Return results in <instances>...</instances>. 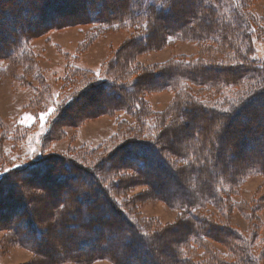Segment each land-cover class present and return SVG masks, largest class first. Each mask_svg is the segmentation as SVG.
Returning <instances> with one entry per match:
<instances>
[{"label":"trees","instance_id":"16d2710c","mask_svg":"<svg viewBox=\"0 0 264 264\" xmlns=\"http://www.w3.org/2000/svg\"><path fill=\"white\" fill-rule=\"evenodd\" d=\"M66 1L77 0H53L52 2L50 0L32 2L1 0L0 40L4 41L0 46V59L6 60L10 57L23 59L30 53L29 33L45 31L47 28L57 29L59 25L66 24L65 21H59L40 26L44 9L50 10L57 6L65 7ZM188 1L189 4H187ZM253 1L117 0L115 3L110 0H82L80 12L73 19L66 21L71 20L70 24H82L90 27L93 33H89L91 39H98L103 33L122 29L132 30L134 34L120 51L122 61L119 63L116 58L110 60L106 64L102 76H98L95 81L89 82L76 95H72L71 101L61 110V117L58 116L41 140V145L44 146L45 141L51 138L54 129L58 128L62 122L69 121V124L79 126L86 119L104 115L116 116L118 113H126L136 119L135 124L129 125L128 129L134 132L144 128L149 130L153 124L152 134H154L163 126V121L167 119V116L150 113L152 109L145 95L167 89L176 90L178 97L173 102V108L169 110L171 111L170 116L173 115L169 118L170 123L164 127L162 133L152 136L150 139H130L129 143L126 142L128 138L125 139V145H130L127 150L130 149L131 154L139 155L137 160L140 163L139 165H125L123 169L135 171L143 179H145L143 173L146 168L153 171L159 166L163 167L165 172H170L173 189L171 192L161 195L169 205L187 213L186 219L182 220L175 230L178 231L182 226L183 229H186L183 238H186L187 235L193 241L204 245H206L204 239L218 242V235H222L224 244L229 242L237 244L234 242L239 240L241 244L237 245H239L240 256L238 261L232 264H260L259 260L249 252L251 250L249 240L228 226H217V224L206 222L208 217L201 219L200 217H190V215L197 216L199 210L226 203L227 193L243 186L242 184L247 181L246 179L250 175L264 176V158L262 157L247 161V163L244 162L242 166H234L232 169H229L230 164L227 163L226 158L227 156L235 159L236 152L239 155L238 151L235 152V149L237 150L236 143L243 139L242 136L246 131L249 132L250 127H248L247 121L250 120V117L244 115L251 110L250 108L259 104L260 107L255 110V114L264 115V66L254 58L255 40L261 38L264 20L259 21L251 14L250 4ZM186 5H190L189 10L185 9ZM162 22L164 26L159 29ZM7 23L9 25H6ZM177 42H199V44L208 42L209 46L220 53L218 55L220 58H216L217 61L211 60L209 63L181 58L164 67H159L161 72H158L157 67L156 70L140 66L133 68L139 54L165 48L167 45ZM4 43H7V47L3 51L7 53L2 55ZM137 71L141 73L140 76L128 81L129 77ZM190 84L214 88L220 91L218 98L216 95L214 100H210L200 97L198 94L195 95L191 91L188 92ZM183 88L185 90L180 92ZM97 100L100 101L99 105L91 108L87 113H81L86 105L90 107V102L93 103ZM154 115H157L162 123L152 119L153 123L148 119ZM197 118L201 119L200 123ZM253 120L254 116L250 121ZM215 126L218 130L213 134ZM166 127L168 128L166 129ZM183 130L188 134L185 140L190 145L188 150L184 146H179V148L173 146L169 140V135L180 133ZM257 130L264 134V129L258 128ZM206 131L208 134L204 137ZM50 140L54 141L55 139L51 138ZM227 145L231 152H227ZM244 149L247 152H252V146L249 144L245 145ZM117 152L122 153V149ZM129 152L128 154H130ZM167 153L178 154L181 157L179 167L176 166L177 163L175 165L169 158H166ZM243 155L247 156V154ZM123 156H127V154H123ZM149 156L154 158V162L151 159L147 160ZM112 157H114L113 153ZM64 158V156L46 157L44 161L38 163L17 166L8 174L12 178L22 175L24 181L15 182L9 179L11 180L9 182L8 179H5L6 174L3 178L5 180L0 183V186L3 184L9 186L4 189V194L0 197L6 199L9 206L15 207L10 227L7 229L10 232L9 240H12V243L17 247L32 251L35 256V264H95L104 257L110 258L111 264H130L133 260L137 261L145 255L153 258L154 254L162 250V247L170 246L171 241L182 240V238L176 237L172 239L174 235V231H170L172 228L165 229V233H149L146 228L141 227L125 211L117 207L111 198L110 189L106 190L101 186L100 178L107 176L113 167L106 164L108 161H100L91 168L83 170L84 172L81 171L84 177L82 178L76 172L67 174L75 167L71 168L73 165L71 167L70 165L74 162L71 163ZM123 159L127 160V157H123ZM51 163L57 167L64 163L62 171L65 172L58 177L55 176L49 167ZM20 168L22 170L19 172ZM51 175L56 178V183L53 182L51 187L61 185L68 190V183L74 184L73 187H76L72 194L74 200L68 205L64 202L71 198L57 202L53 208L55 216L53 212L51 215L49 214L51 220L47 219V222L42 223L43 230H41L32 217V211L34 210L36 213V210H39L36 213L37 216L38 213L43 212V208L41 207V210L39 207H35V209L30 207L32 206L30 205L31 201L35 200L32 198L34 196L27 195L24 187L26 185L23 186L21 183H30L32 188L30 191L35 193L36 190H39L40 193H43L35 178L41 176L40 178H44L42 184L48 186L50 182L45 180H49L48 177ZM85 178L91 179L86 185L81 180ZM119 182L114 185L110 181V186L118 190ZM20 185L23 186L21 196L17 194ZM174 188L178 190L175 191ZM97 197L102 198L103 204L97 201ZM48 198L47 200L50 202L52 199ZM29 200L31 201L29 202ZM81 204L83 208L86 207V209L84 208L86 211L81 208ZM104 208L111 210L115 218L111 219L106 212L105 218L110 219L103 220L101 215ZM71 209L75 212V216L69 215ZM71 215L75 219L78 216L84 222H80L81 224L78 225L71 223ZM84 216L89 220L87 223H85ZM12 220L13 222H11ZM51 229H61L65 237L70 235L66 238L67 244L56 240L62 243L60 248L49 249L50 241L54 240V233L52 234ZM101 233L113 235L112 237L117 240H119L118 238L122 240L120 236L124 235L122 236L124 243L122 246H114L112 249L104 251L99 246L103 242L102 237H99ZM128 236L129 238L132 236L133 239H128ZM257 237L256 235V240ZM45 239H49L47 245L43 241ZM28 241L29 243H27ZM93 244L95 245L92 247ZM174 246L176 247L175 244ZM234 248L236 247L234 246ZM234 248L232 247L233 250ZM169 253L172 260L167 262V259L162 258L163 260L159 264H184L189 259H184L185 256L176 248L174 251L170 250Z\"/></svg>","mask_w":264,"mask_h":264},{"label":"rangeland","instance_id":"374dc122","mask_svg":"<svg viewBox=\"0 0 264 264\" xmlns=\"http://www.w3.org/2000/svg\"><path fill=\"white\" fill-rule=\"evenodd\" d=\"M27 1L32 2L35 0ZM52 1L50 0V2ZM110 1L116 3L117 0ZM81 2L82 0L74 2L66 1L64 3L67 4L65 7L57 6L50 10L44 9V16L40 21V26L59 21L67 23L63 26L59 25L57 29L47 28L45 31H32L29 33L30 41L28 45L30 53L25 55L23 59L12 57L6 60L0 59V183H3L5 179H11L15 182L24 181L22 175L12 178L8 173L17 166L38 163L44 161L46 157L55 158L64 156V160L71 163L74 162L70 167L72 165L71 168L75 167L73 171L71 170L67 174L76 172L82 178L84 177L81 171L91 168L95 163L100 161H108L106 164L113 167H111L110 173L107 176L100 178L102 181L100 182L104 189H110L111 198L117 207L125 211L132 220L138 222L141 227L146 228L151 234H155L156 232L165 233V229L172 228L170 230L174 231L172 239L175 237L182 238L181 241L176 242V240H173L170 246L162 247V250L159 252L156 251L157 254H154L153 258L145 255L137 261L133 260L130 264H159L163 259H167V262H170L172 259L169 257V252L170 250L174 251L175 248L179 252H182L185 256L183 257L184 259L189 258L184 264H232L237 262L240 256V249L237 244H241L238 239L237 242H234L237 244H233L232 242L224 244L222 242V235H218L217 238L221 242L204 239L206 246L200 242L193 241L187 235L186 238H183L186 234V229H183L182 226L178 231L175 230L182 220L186 219L187 213H184L180 208L169 205L164 196L161 195L169 193L173 189L170 172H165L162 169L163 167L159 166L153 171L150 168H146L143 173L145 179H143L139 173L123 169L125 165H139L140 163L137 160L139 155L131 154L132 152H129L130 149L127 150L130 145H125V139L128 138L126 142L129 143L131 142L130 139H150L152 136L162 133L164 127L170 123L169 118L173 115L170 116L171 111L169 110L173 108V102L178 97L176 90L167 89L145 95L152 109L150 113L167 116V119L163 121V126L154 134H152V130L154 129L153 124L151 129L148 127L149 130L144 128L143 130H136L134 132L128 129L129 125L135 124L136 119L126 113H118L116 116L104 115L102 117L86 119L79 126L77 124H69V121L62 122L58 128L54 129L55 134L52 132L51 138L55 140L51 141L50 138L45 141L44 146L41 145V140L58 116L60 115L59 118L61 117V110L71 101V96L76 95L84 89L89 82L95 81L98 76H102L101 74L105 71L106 64L110 60L116 58L120 63L122 61L120 51L126 41L131 39L134 34L132 30L126 31L122 29L115 32L103 33L98 39H91L90 34L93 33L90 27L82 24H70L71 20L66 21L67 19H73L80 12ZM189 3L188 1L187 4ZM189 6L186 5L185 9L189 10ZM250 12L257 20H264V0H254L251 2ZM6 25L9 24L7 23ZM163 26L164 23L162 22L159 29ZM261 30L263 31L261 38L259 37L257 38L258 40H255L254 58L259 61V64L264 66V27ZM3 41V39L0 40V46ZM6 47L7 43H4L2 51ZM6 53V51H3L2 55ZM219 54L215 48L209 46L208 42H202L201 44L199 42H177L176 44H169L165 48L139 54L135 59L133 68L140 66L145 69H157L158 72H161L159 67H164L166 64L177 59L185 58L191 61L209 63L211 60L217 61L216 58H220ZM140 74L137 71L129 77L128 81L134 80ZM189 86L188 92L191 91L195 95L198 94L200 97L209 98L210 100H214L216 95L218 98L220 92L214 88H206L205 86L193 84ZM184 90L185 88L180 90V92ZM99 104V100L93 103L90 102L91 106L86 105V108H83L81 113H87L91 108ZM259 107V104L253 105L250 108L251 110L244 115L250 117V120L254 116V120L247 121L248 127H250L249 132L246 131L244 136H242L243 139L239 143H236L237 150L235 149V152L238 151L239 155L236 152L235 159L226 156L227 163L230 164L229 169H232L234 166L240 167L244 162L257 160L256 158H264V151H262L264 148V134L257 130L258 128L264 129V115L262 117L255 114V110ZM157 115L148 119L151 122H153L152 119H156L162 123ZM241 118L245 119L244 117ZM197 119L198 123H200L201 119ZM217 130L215 126L213 134ZM207 134L208 131L203 136L206 137ZM124 135L125 137H123ZM187 135L185 130L176 134L172 133L169 135V140L173 143V146L177 148L184 146L188 150L190 145L185 141ZM248 144L252 146V152H247L244 149V146ZM119 149H122V153L117 152ZM227 150V152H231L228 145ZM185 152L189 153L188 151ZM112 153L114 157H112ZM123 154H127V156H123ZM173 154L167 153L165 156L174 164L177 163L175 165L179 167L181 157L178 154ZM243 154H247L248 157ZM123 157H127V160H124ZM150 159L154 162L153 157L149 156L147 160L150 161ZM63 164H59V167H57L51 163L49 166L51 173H54L57 177L60 176L65 172L62 171L63 166H65ZM21 170L20 168L18 171L20 172ZM6 174L7 177L3 179ZM55 176L51 175L48 177L49 180H45L50 182L48 186L42 184L44 178H40L41 176L35 178L43 193H40L39 190H36L34 193L30 191L32 189L30 183H21V185L27 186H24L27 191L26 194L30 195V197L34 196L32 197L35 199L34 201H31L32 198L29 200V202L31 201L30 205H32L30 207L34 209L35 207H39V209L43 208V210L41 208L43 212L38 213L37 216L36 213L39 210H36V213L34 210L32 211V217L36 220L41 230H43L42 223L51 220L50 215L52 212L55 216L53 208L57 202H63V200L71 198V200L64 202L68 205L69 202L74 200L72 194L75 192L74 189L76 187H73L74 184L72 182L68 183V190L64 188L65 186L62 187L61 185L51 187V184L56 183ZM81 180H83L82 183L85 185L91 181L89 178ZM246 180L242 184L243 186H239L236 190H230L227 193L226 203L218 204L217 207L208 206L206 209L197 211L199 213L197 216L191 214L190 217H200L201 219L208 217L209 219L206 221L208 223L211 222L212 224H217V226H228L240 232L249 240L251 246L249 252L259 260L260 264H264V176L250 175ZM110 181L114 185L116 182L121 181L118 183L120 185L118 190L110 186ZM147 184L149 185L147 186ZM21 185L17 189V194L20 196L23 189ZM159 185L160 187H158ZM6 188H9V186L4 184L0 186V196L4 194V189ZM177 190L176 188L175 191ZM48 197L52 199L50 202L47 200L49 199ZM97 198V201L103 204L102 198ZM21 200L23 201V199ZM59 206L60 204L58 208ZM80 206L83 208L82 204ZM14 208L9 206V202L6 199L0 197V264H35V256L32 251L17 247L12 243V240H9L10 232L7 229L10 227L11 216L14 215ZM84 208L86 209V207ZM84 208L83 210H85ZM104 209L101 215L103 220L115 218L111 210L108 208ZM106 212L109 214V219L105 218ZM70 214L76 215L72 209ZM72 215L70 218L71 223L78 225L81 224L80 222H84L78 216L76 219L72 218ZM88 221L85 218V223ZM21 228L25 229L24 227ZM51 232L52 234L54 233V240L50 241L49 249L60 248L62 243L67 244L66 238L70 235L66 234L67 236L65 237L61 229H51ZM179 235L181 237H178ZM256 235L258 236L257 240ZM112 236L106 233L99 235L103 240L99 244L102 250L108 251L114 246L123 245L124 238L122 236L124 235L120 236L122 240L120 238L117 240ZM130 238L133 239L132 236ZM130 238L128 236V239ZM48 240H43L46 245L48 244ZM256 241L257 244H255ZM59 253L61 254L62 251L60 250ZM109 259L104 257L102 260L99 259L100 261H97L95 264H111Z\"/></svg>","mask_w":264,"mask_h":264},{"label":"crops","instance_id":"0c3cea01","mask_svg":"<svg viewBox=\"0 0 264 264\" xmlns=\"http://www.w3.org/2000/svg\"><path fill=\"white\" fill-rule=\"evenodd\" d=\"M30 253V252H29Z\"/></svg>","mask_w":264,"mask_h":264},{"label":"snow or ice","instance_id":"6c2138e0","mask_svg":"<svg viewBox=\"0 0 264 264\" xmlns=\"http://www.w3.org/2000/svg\"><path fill=\"white\" fill-rule=\"evenodd\" d=\"M123 175V174H122Z\"/></svg>","mask_w":264,"mask_h":264}]
</instances>
